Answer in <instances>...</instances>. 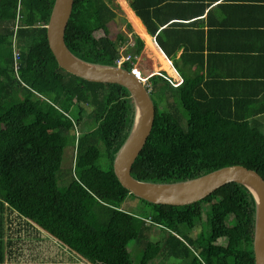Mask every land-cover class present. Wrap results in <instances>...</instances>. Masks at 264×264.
<instances>
[{"label":"trees","instance_id":"1","mask_svg":"<svg viewBox=\"0 0 264 264\" xmlns=\"http://www.w3.org/2000/svg\"><path fill=\"white\" fill-rule=\"evenodd\" d=\"M54 1L0 0V264L16 258L19 232L29 230L36 247L45 240L38 237L42 232L85 264L185 261L192 250L202 255L189 264H255L256 201L242 184H225L191 204L137 197L138 208H122L136 196L117 179L113 161L132 130L135 104L119 84L88 81L59 67L46 36ZM112 1L74 0L64 38L78 58L115 65L128 38L109 36L118 15ZM128 1L176 65L174 47L162 41L154 20L166 0ZM131 35L134 44L125 50L139 54L144 41ZM150 74L144 76L155 117L132 165L134 178L173 183L234 164L264 178V125L257 118L264 107L244 109L246 99L210 92L202 77L184 76L175 84L162 72ZM69 148L74 159L65 162ZM131 241L141 246L137 263Z\"/></svg>","mask_w":264,"mask_h":264},{"label":"crops","instance_id":"2","mask_svg":"<svg viewBox=\"0 0 264 264\" xmlns=\"http://www.w3.org/2000/svg\"><path fill=\"white\" fill-rule=\"evenodd\" d=\"M128 7L142 27L138 30L127 12L131 33L144 41L141 69L147 75L162 72L175 84L184 76L202 77L210 92L246 99L244 109L264 107V0H166L154 20L162 41L174 47L176 65ZM257 118L264 125V113Z\"/></svg>","mask_w":264,"mask_h":264},{"label":"water","instance_id":"3","mask_svg":"<svg viewBox=\"0 0 264 264\" xmlns=\"http://www.w3.org/2000/svg\"><path fill=\"white\" fill-rule=\"evenodd\" d=\"M74 0H55L46 25L48 47L59 67L88 81L114 83L125 87L135 104L132 130L113 161L119 182L134 196L155 204L186 205L199 201L225 184L244 185L256 201L253 237L255 264H264V178L254 169L240 164L228 165L193 179L154 183L131 175L132 165L146 143L154 123L155 106L145 84L121 65H105L82 60L65 43V31Z\"/></svg>","mask_w":264,"mask_h":264},{"label":"rangeland","instance_id":"4","mask_svg":"<svg viewBox=\"0 0 264 264\" xmlns=\"http://www.w3.org/2000/svg\"><path fill=\"white\" fill-rule=\"evenodd\" d=\"M113 4L116 7L117 17L115 21H111L109 23V36L112 39H115L119 33H124L127 38H133L131 35V31L129 30V22L127 18V12H129L131 17V10L128 7V1L126 0H113ZM20 3V2H19ZM132 19V18H131ZM135 19V18H134ZM136 21V19H135ZM134 22V20H133ZM138 29V27L136 26ZM139 30V29H138ZM141 32V31H140ZM101 35H104V33L101 31ZM99 33V34H100ZM142 33V32H141ZM98 32L96 33V36H100ZM149 45V44H148ZM6 46V45H5ZM151 49V48H150ZM18 51V50H16ZM153 52V50L151 49ZM155 53V52H154ZM159 53V52H158ZM156 54V53H155ZM160 54V53H159ZM154 56V54H153ZM13 57L14 59H17L18 54L13 51ZM144 57H146L144 55ZM143 59V56H142ZM156 59V58H155ZM144 61L141 60L139 63L140 65ZM160 62V60H159ZM140 68V67H139ZM140 70H142L140 68ZM146 73L142 71V75L144 76ZM262 130H264V126L262 127ZM77 135L81 133V131L78 129L76 131ZM66 160L65 162H68L71 158L74 159V152L72 154L71 149L69 148L66 151L65 154ZM69 158V159H68ZM73 162V161H72ZM139 199L137 197L129 196L125 200V202L122 204V208L126 210H133L138 208L141 204L139 203ZM31 232V230H29ZM30 232H19L21 235V239L19 243H17L15 247V251L17 253L15 254V259L6 262L4 264H85L79 258H77L73 253L68 252L65 248L59 247L56 243H54L50 238H46L47 236L41 232L40 237L44 238L45 240L42 241L40 244V247H36L37 245V238L31 236ZM151 235L154 238L158 237V233L156 231H152ZM16 236V235H15ZM16 237L15 239H17ZM129 251L131 253V257L134 263H137V260L139 258V253L141 251V246L137 244L134 241H131L128 245ZM193 256V252L190 254ZM201 253H198V257H201ZM190 257L188 259L181 260L175 257L167 258V260L163 261L162 258H156L153 261H151L149 264H188L190 262Z\"/></svg>","mask_w":264,"mask_h":264},{"label":"built area","instance_id":"5","mask_svg":"<svg viewBox=\"0 0 264 264\" xmlns=\"http://www.w3.org/2000/svg\"><path fill=\"white\" fill-rule=\"evenodd\" d=\"M19 8L20 6L17 8V16H16V23L14 25V29L16 30L19 25V19H20V14H19ZM127 45H132V41L129 40L127 43H125L124 45H122L120 47V55L116 58L115 63L117 65H123L125 62H129L131 63L133 66L131 68V71L144 83H146V87L149 91H151L152 87L150 85V83L147 82V78L146 77H142L140 72L138 71V67H137V63H139L140 61V54H136V53H132V52H127L125 49L127 47ZM18 50L16 47V41L14 40L13 43V51L16 52L18 54ZM18 58V57H17ZM17 59H14V69L15 71H17L18 69V64H17Z\"/></svg>","mask_w":264,"mask_h":264},{"label":"bare ground","instance_id":"6","mask_svg":"<svg viewBox=\"0 0 264 264\" xmlns=\"http://www.w3.org/2000/svg\"><path fill=\"white\" fill-rule=\"evenodd\" d=\"M131 18H132V20H134V24H135V26H137L138 27V29L139 30H141V24H140V22L133 16V14L131 13ZM136 19V21H135V19ZM142 32H144L143 30H142ZM146 38V37H145ZM150 41V38L148 37V42ZM152 47V46H151ZM152 49H154L153 47H152ZM158 54V56H159V60H160V62L162 63V64H165V65H167V61L163 58V56H162V54H159V53H157ZM170 70V69H169ZM171 71V70H170Z\"/></svg>","mask_w":264,"mask_h":264},{"label":"clouds","instance_id":"7","mask_svg":"<svg viewBox=\"0 0 264 264\" xmlns=\"http://www.w3.org/2000/svg\"><path fill=\"white\" fill-rule=\"evenodd\" d=\"M129 40H131V38H129V39L127 40V42H128ZM131 41H132V40H131ZM127 42H126V43H127ZM133 44H134V42L132 41V45H133ZM141 53H142V52H141ZM141 53H139V54H140V60H141V57H142V56H141ZM139 62H140V61H139ZM115 64H116V63H115ZM122 66H123V65H122ZM129 70H131V68H130ZM138 71L140 72V74H141L142 77H145V76L142 75V72H141V70H140L139 68H138ZM146 78H147V82H148V77H146ZM143 83H144V82H143ZM148 83H149V82H148ZM144 84H146V83H144ZM145 86H146V85H145ZM149 92H150V91H149Z\"/></svg>","mask_w":264,"mask_h":264},{"label":"flooded vegetation","instance_id":"8","mask_svg":"<svg viewBox=\"0 0 264 264\" xmlns=\"http://www.w3.org/2000/svg\"><path fill=\"white\" fill-rule=\"evenodd\" d=\"M192 252H193L194 255H193V256L189 255V257L191 258L190 261L193 259L194 256H197V257H198V252H197V251L192 250ZM190 254H191V253H190ZM199 258H200V257H199ZM189 263H190V262H189ZM189 263H188V264H189Z\"/></svg>","mask_w":264,"mask_h":264}]
</instances>
